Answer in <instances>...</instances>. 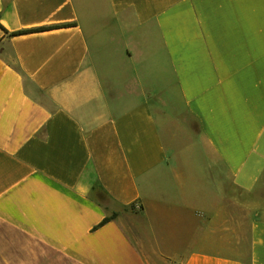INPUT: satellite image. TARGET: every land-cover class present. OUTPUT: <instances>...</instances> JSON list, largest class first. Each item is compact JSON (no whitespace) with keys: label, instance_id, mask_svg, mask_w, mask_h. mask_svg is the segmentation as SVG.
<instances>
[{"label":"crops","instance_id":"1","mask_svg":"<svg viewBox=\"0 0 264 264\" xmlns=\"http://www.w3.org/2000/svg\"><path fill=\"white\" fill-rule=\"evenodd\" d=\"M0 264H264V0H0Z\"/></svg>","mask_w":264,"mask_h":264},{"label":"trees","instance_id":"2","mask_svg":"<svg viewBox=\"0 0 264 264\" xmlns=\"http://www.w3.org/2000/svg\"><path fill=\"white\" fill-rule=\"evenodd\" d=\"M45 28H40V30H43ZM117 216V214H113L111 217H107L103 222L102 224H105L106 222H108L109 220L115 218Z\"/></svg>","mask_w":264,"mask_h":264},{"label":"rangeland","instance_id":"3","mask_svg":"<svg viewBox=\"0 0 264 264\" xmlns=\"http://www.w3.org/2000/svg\"><path fill=\"white\" fill-rule=\"evenodd\" d=\"M131 211H136L137 210V208L136 207H131V209H130Z\"/></svg>","mask_w":264,"mask_h":264}]
</instances>
